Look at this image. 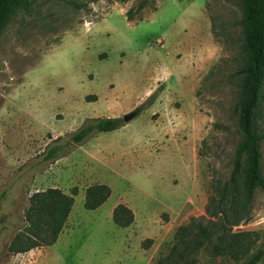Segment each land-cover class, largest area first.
I'll list each match as a JSON object with an SVG mask.
<instances>
[{"label":"rangeland","instance_id":"obj_1","mask_svg":"<svg viewBox=\"0 0 264 264\" xmlns=\"http://www.w3.org/2000/svg\"><path fill=\"white\" fill-rule=\"evenodd\" d=\"M141 2L128 21L127 11ZM242 33L241 0L20 4L0 31V264H155L179 225L208 216L206 206L212 210L222 190L229 199L240 191V178L234 186L229 179L240 141ZM143 102L119 128L45 158L88 119L122 117ZM176 111L185 117L179 127ZM255 127L264 132V101ZM260 150L264 175V141ZM94 183L111 194L88 210L84 193ZM48 187L77 189L57 241L10 252L29 195ZM120 202L134 213L127 227L112 221ZM231 231L252 232L250 252L264 244V188ZM211 247L204 242L197 264L246 258L212 256Z\"/></svg>","mask_w":264,"mask_h":264},{"label":"trees","instance_id":"obj_2","mask_svg":"<svg viewBox=\"0 0 264 264\" xmlns=\"http://www.w3.org/2000/svg\"><path fill=\"white\" fill-rule=\"evenodd\" d=\"M24 1L29 0H0V31L12 12ZM142 7L141 2L137 8H130L126 19L132 21V13ZM241 22L243 62L238 71L240 84L236 115L240 141L235 149L234 167L229 179L231 186H234L237 178H240V191H236L229 199L226 190H222L214 208L211 210L210 205L206 206L208 216L194 217L188 225H179L171 250L155 264H197V252L207 241L212 242V256L226 255L239 260L246 255L241 264H258L264 257V244L250 252L256 240L251 231H231L232 226L247 220L255 190L264 188L260 150L264 132H258L255 127L258 110L264 101V0H241ZM143 106L144 102L133 110L136 115ZM123 123L121 117L90 118L72 132L64 144L50 147L45 158L56 157L63 147L80 145L94 133L115 130ZM243 157L244 162L241 164ZM229 183L225 188L230 186ZM76 194V188L67 194L57 187L31 193L24 210L23 225L11 240L9 251L15 254L25 253L54 244L72 211ZM110 194L111 188L107 184L94 183L85 189L83 206L88 210L97 209ZM111 217L119 227H127L134 221L132 209L121 202L114 206Z\"/></svg>","mask_w":264,"mask_h":264},{"label":"crops","instance_id":"obj_3","mask_svg":"<svg viewBox=\"0 0 264 264\" xmlns=\"http://www.w3.org/2000/svg\"><path fill=\"white\" fill-rule=\"evenodd\" d=\"M191 49V47H189ZM188 47L186 48L189 49ZM190 51H193V50H190ZM194 53V52H193ZM196 53V52H195ZM192 58L193 60H195L196 58V55L192 54ZM193 63H192V66L190 67V72H192L194 70V67H193ZM182 84V80H180L179 82L177 81V85L180 86L179 84ZM183 85V84H182ZM184 86V85H183ZM179 90H182L181 88H179ZM173 117H174V121L172 123H174V125H178L177 127H179L180 125H183V123L185 122V117L184 115H180L178 111H176L175 113H173Z\"/></svg>","mask_w":264,"mask_h":264},{"label":"water","instance_id":"obj_4","mask_svg":"<svg viewBox=\"0 0 264 264\" xmlns=\"http://www.w3.org/2000/svg\"><path fill=\"white\" fill-rule=\"evenodd\" d=\"M135 112L134 111H132V112H129V113H127V114H124V115H122V120L125 122V123H127V122H129V121H131L134 117H135Z\"/></svg>","mask_w":264,"mask_h":264}]
</instances>
